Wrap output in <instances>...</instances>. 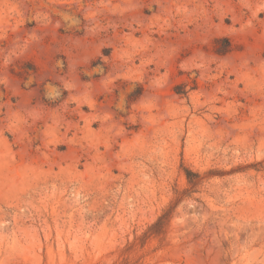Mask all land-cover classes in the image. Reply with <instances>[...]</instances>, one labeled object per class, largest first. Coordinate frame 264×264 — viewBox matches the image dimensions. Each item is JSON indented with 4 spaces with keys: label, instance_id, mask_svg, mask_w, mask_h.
I'll list each match as a JSON object with an SVG mask.
<instances>
[{
    "label": "rangeland",
    "instance_id": "obj_1",
    "mask_svg": "<svg viewBox=\"0 0 264 264\" xmlns=\"http://www.w3.org/2000/svg\"><path fill=\"white\" fill-rule=\"evenodd\" d=\"M0 264H264V0H0Z\"/></svg>",
    "mask_w": 264,
    "mask_h": 264
},
{
    "label": "trees",
    "instance_id": "obj_2",
    "mask_svg": "<svg viewBox=\"0 0 264 264\" xmlns=\"http://www.w3.org/2000/svg\"><path fill=\"white\" fill-rule=\"evenodd\" d=\"M163 215L159 216L157 218V220L150 226V227H157V226H160V224H162V217Z\"/></svg>",
    "mask_w": 264,
    "mask_h": 264
}]
</instances>
